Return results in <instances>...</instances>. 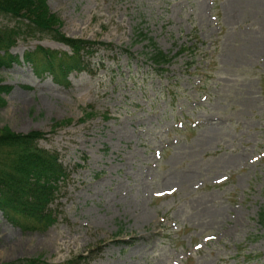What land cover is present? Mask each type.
Listing matches in <instances>:
<instances>
[{"label":"rangeland","instance_id":"obj_1","mask_svg":"<svg viewBox=\"0 0 264 264\" xmlns=\"http://www.w3.org/2000/svg\"><path fill=\"white\" fill-rule=\"evenodd\" d=\"M46 3L62 32L101 42L57 83L22 54L68 47L0 12V29H19L8 48L18 59L0 67V126L44 131L37 144L69 172L45 229L0 211V262L264 264V0ZM139 19L172 55L161 67L133 35ZM82 107L92 114L79 120Z\"/></svg>","mask_w":264,"mask_h":264},{"label":"trees","instance_id":"obj_2","mask_svg":"<svg viewBox=\"0 0 264 264\" xmlns=\"http://www.w3.org/2000/svg\"><path fill=\"white\" fill-rule=\"evenodd\" d=\"M0 12L13 17L24 18L27 27L49 32L53 38L62 42L68 50H56L39 44L27 49L22 60L29 63L36 75L46 73L57 83L68 85V73L72 70L86 69L85 56L95 51L96 44L101 41L84 37L70 36L60 30L61 20L51 11L46 0H0ZM143 20L133 25V35L144 41L145 53L150 61L160 66L169 62L170 54L158 47L144 29ZM19 33L18 27L9 26L0 29V67H8L18 59L16 54L8 51ZM187 46L181 45L176 51L181 52ZM128 51L127 48L124 49ZM9 86L0 83V107L5 99L2 95ZM84 110L79 120L92 114V110ZM71 119L64 117L54 120L50 130L68 123ZM44 131L31 129L26 132L14 131L9 126H0V211L12 223L23 230H43L56 219L48 204L53 199L57 182L68 176V170L59 159L54 149L41 147L37 140L44 136ZM81 166L75 162L74 167ZM258 219H264V210L258 212ZM83 257L78 255L63 264ZM0 264H49L41 255L21 257Z\"/></svg>","mask_w":264,"mask_h":264}]
</instances>
